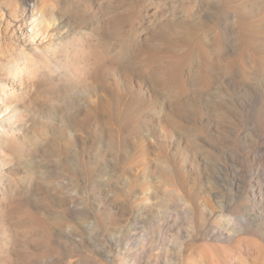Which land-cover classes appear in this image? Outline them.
<instances>
[{
	"label": "rangeland",
	"instance_id": "374dc122",
	"mask_svg": "<svg viewBox=\"0 0 264 264\" xmlns=\"http://www.w3.org/2000/svg\"><path fill=\"white\" fill-rule=\"evenodd\" d=\"M263 65L264 0H0V264H264Z\"/></svg>",
	"mask_w": 264,
	"mask_h": 264
},
{
	"label": "bare ground",
	"instance_id": "6f19581e",
	"mask_svg": "<svg viewBox=\"0 0 264 264\" xmlns=\"http://www.w3.org/2000/svg\"><path fill=\"white\" fill-rule=\"evenodd\" d=\"M51 20V19H50ZM48 20L46 19H40L37 20L36 22V27H37V33L40 35H43L46 33V30L48 29V27L51 25V23L53 22H47ZM33 23H34V19H33ZM256 43V42H255ZM256 47V46H255ZM255 50V49H254ZM241 60V59H240ZM241 62V61H240ZM249 64V63H248ZM261 64V61H260ZM259 66V65H258ZM264 66V65H263ZM261 68V67H260ZM124 70V69H123ZM127 70V69H126ZM130 70V69H129ZM262 71V69H260ZM151 72V71H150ZM254 72V71H253ZM127 73V71H126ZM129 74V72H128ZM128 74H123L125 76V79L122 81L123 83L119 84L116 82V80L113 78L111 79L112 82L107 83V87L108 89L111 90V88L116 89L117 94H124V96H127V94H145L146 97L148 98H153L155 97V93H153L150 90H153V86L151 84H149V82H147V80L145 81V79L143 78V76H136V80L134 78H130L128 76ZM142 74V73H141ZM107 81V80H106ZM185 81V80H184ZM147 83V85H146ZM193 85V84H192ZM191 85V87H192ZM146 86L148 87L147 89ZM233 86V85H232ZM104 89V88H103ZM144 89L146 90V93H144ZM149 89V90H148ZM105 90V89H104ZM104 90H102L104 92ZM106 91V90H105ZM94 92V91H93ZM108 92V91H107ZM97 93V92H96ZM112 93V92H111ZM8 94V93H7ZM116 94V93H115ZM141 96V95H139ZM157 96V95H156ZM172 96V95H171ZM120 98V97H119ZM145 98V97H144ZM121 99V98H120ZM146 99V98H145ZM158 99V98H157ZM149 101V100H147ZM158 102V101H157ZM99 103V102H98ZM102 105V104H101ZM147 106V105H146ZM165 109V108H164ZM174 110V109H173ZM171 110V112L173 111ZM160 112V111H159ZM171 115V114H170ZM166 117V116H165ZM171 120V119H170ZM163 127V126H162ZM168 133V132H167ZM172 136V135H171ZM264 253V252H263Z\"/></svg>",
	"mask_w": 264,
	"mask_h": 264
}]
</instances>
